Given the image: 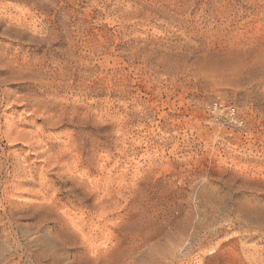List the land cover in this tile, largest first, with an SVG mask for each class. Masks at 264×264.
I'll use <instances>...</instances> for the list:
<instances>
[{
  "label": "rangeland",
  "instance_id": "374dc122",
  "mask_svg": "<svg viewBox=\"0 0 264 264\" xmlns=\"http://www.w3.org/2000/svg\"><path fill=\"white\" fill-rule=\"evenodd\" d=\"M0 264H264V0H0Z\"/></svg>",
  "mask_w": 264,
  "mask_h": 264
},
{
  "label": "built area",
  "instance_id": "2783aa9c",
  "mask_svg": "<svg viewBox=\"0 0 264 264\" xmlns=\"http://www.w3.org/2000/svg\"><path fill=\"white\" fill-rule=\"evenodd\" d=\"M223 109H219L217 107V105L214 106L213 112L215 113H220V117L221 120L223 121V123L225 124H231V125H241L242 121L240 120V118L237 116L236 114V109L234 107H231L227 110H225V112H223Z\"/></svg>",
  "mask_w": 264,
  "mask_h": 264
}]
</instances>
